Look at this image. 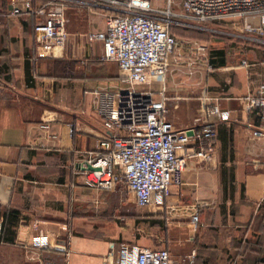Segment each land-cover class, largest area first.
Masks as SVG:
<instances>
[{
    "label": "crops",
    "instance_id": "crops-1",
    "mask_svg": "<svg viewBox=\"0 0 264 264\" xmlns=\"http://www.w3.org/2000/svg\"><path fill=\"white\" fill-rule=\"evenodd\" d=\"M145 1L154 15L177 3ZM11 3L0 0V264H104L111 251L128 244L169 250L173 264H264V117L241 102L264 83V38L244 26L205 23V62L189 47L176 48L164 86L165 118L177 130L199 129L211 119L213 103L231 116L214 123L213 165L189 160L155 214L149 233L160 237L159 248L145 242V215L138 217L134 237L118 227L122 218H112L129 213L123 185L115 193L97 190L79 173L88 153L112 135L103 126L102 105L128 87L118 65L104 59L103 43L89 40L116 12L68 7V42L63 56L52 58L36 41L35 16H6ZM180 9L172 17L183 20L181 28L195 30L182 4ZM189 40L194 37L182 42ZM243 60L254 66L241 67ZM196 147L192 138L189 148ZM178 154L186 157L187 149ZM11 211L20 216L9 236L14 243H7L2 226Z\"/></svg>",
    "mask_w": 264,
    "mask_h": 264
},
{
    "label": "built area",
    "instance_id": "built-area-1",
    "mask_svg": "<svg viewBox=\"0 0 264 264\" xmlns=\"http://www.w3.org/2000/svg\"><path fill=\"white\" fill-rule=\"evenodd\" d=\"M70 6H92L110 9L106 29L89 36L91 43L102 42L104 59L117 64L128 87L109 96L100 115L111 136L98 151H90L80 174L88 187L116 192L124 186L138 207H165L171 186L181 182L189 160L212 166L215 162V122L230 118L218 103L209 110L211 119L200 128L177 130L165 118L167 97L165 83L172 56L179 45L172 33L171 11L152 14L145 0H12L7 17H36V41L47 49L48 56L58 58L68 42L65 12ZM183 17L194 27L244 19L245 29L264 38V0H183ZM254 65L243 60L241 67ZM159 84L160 91H154ZM243 108L258 111L264 117V83L241 99ZM212 123H211V122ZM74 128H68L72 139ZM196 148H189L191 139ZM189 148V149H188ZM179 149H187L180 157ZM91 167L92 169H89ZM195 224L200 218L193 217ZM40 248L43 243L37 240ZM104 264H173L169 250L123 245L111 251Z\"/></svg>",
    "mask_w": 264,
    "mask_h": 264
},
{
    "label": "rangeland",
    "instance_id": "rangeland-1",
    "mask_svg": "<svg viewBox=\"0 0 264 264\" xmlns=\"http://www.w3.org/2000/svg\"><path fill=\"white\" fill-rule=\"evenodd\" d=\"M181 4H182V0H177V3L175 5L173 4V7L170 11L172 13H174L175 15L176 14L179 15L181 13L180 12L181 11V9H180ZM171 19H172V21L177 22V24H175V26H173L172 28L174 29L173 32H175L177 35V39L179 42L178 47H182L183 45L185 47H189L188 49L190 50L191 54L195 53L196 57H198L197 60L199 63L205 62L207 57H208V54H209V50H207L208 45H207L206 41H200V38L205 39V36H206V35L202 34V30H201L204 27V24H198V25H196L197 27L195 28V30L189 31L185 28H181L180 24L183 23V20L181 18L172 17ZM213 24L216 25L215 27H217V29H219V26H233L232 29H235V28H239L242 26L245 27V20L244 19H231V20L224 21L221 23H213ZM229 32L230 33H234V32L236 33V31H229ZM185 35L186 36L187 35L193 36L194 40H189L187 44L182 42L183 37H184V39L186 37ZM198 38H199V40H198ZM220 39L221 38H215L214 41H218ZM125 191H126V198H129V200H130L129 201V203H130L129 209H128L129 213H128V215L124 214L123 216L115 213L112 216V218H118V217L122 218V219H119L117 221L118 227L120 228L121 225L124 226L122 229V232L128 233L130 236L134 237V236H137V234H138V230H137L138 217H142L143 215H145V217L147 218V220H146L147 226L145 229V231H146L145 232V242H147V244L149 246L163 248L161 246V244H159L160 237L155 238L154 236H151L150 235L151 232L149 231L151 229L149 225H152V223L154 221L153 218L156 217L155 214H158L157 216L160 215L159 208H152V207L141 208V207H138L134 204V197L132 196V194L128 193L126 188H125ZM112 193H115V192H112ZM113 211H114V208H113ZM114 212H116V211H114ZM119 212H121V210H119ZM114 216H116V217H114ZM141 220L142 219H140L139 222H143V220L142 221ZM115 229H117V228L115 227ZM142 234H143V232H142Z\"/></svg>",
    "mask_w": 264,
    "mask_h": 264
},
{
    "label": "trees",
    "instance_id": "trees-1",
    "mask_svg": "<svg viewBox=\"0 0 264 264\" xmlns=\"http://www.w3.org/2000/svg\"><path fill=\"white\" fill-rule=\"evenodd\" d=\"M172 31V29H171ZM173 33V32H172ZM19 212L18 211H11L7 216L5 217V221L2 226V237L1 240L7 243H14V235H15V230L14 232L12 231L13 226L18 223L19 219ZM9 234V235H8ZM13 235L12 237H9Z\"/></svg>",
    "mask_w": 264,
    "mask_h": 264
},
{
    "label": "water",
    "instance_id": "water-1",
    "mask_svg": "<svg viewBox=\"0 0 264 264\" xmlns=\"http://www.w3.org/2000/svg\"><path fill=\"white\" fill-rule=\"evenodd\" d=\"M89 169H92L91 167H89Z\"/></svg>",
    "mask_w": 264,
    "mask_h": 264
}]
</instances>
